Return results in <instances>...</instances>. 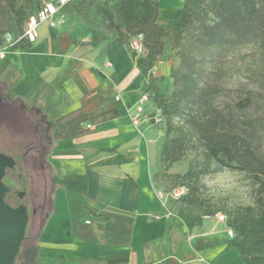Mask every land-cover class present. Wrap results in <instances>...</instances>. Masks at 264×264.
Wrapping results in <instances>:
<instances>
[{
    "label": "crops",
    "instance_id": "0c3cea01",
    "mask_svg": "<svg viewBox=\"0 0 264 264\" xmlns=\"http://www.w3.org/2000/svg\"><path fill=\"white\" fill-rule=\"evenodd\" d=\"M157 1L167 26L184 0ZM57 18L31 51L0 58V91L52 127L55 186L34 264H243L227 220L174 210L158 190L163 130L147 108L132 122L143 91L128 49L109 54L65 10Z\"/></svg>",
    "mask_w": 264,
    "mask_h": 264
},
{
    "label": "trees",
    "instance_id": "16d2710c",
    "mask_svg": "<svg viewBox=\"0 0 264 264\" xmlns=\"http://www.w3.org/2000/svg\"><path fill=\"white\" fill-rule=\"evenodd\" d=\"M41 2L28 12L27 5L18 0H0V17L7 15L17 26V31L11 30L10 23L9 28L0 26V46L6 33H23L27 19L37 12ZM71 5L79 13L94 8L107 28L116 33L118 45L116 50L107 51L109 54L123 48L133 35L144 34L146 53L131 55L141 75L142 89L149 94V102L160 110L165 125L160 169L154 178L157 182L161 173L173 181V187L186 188L178 199L181 210L197 218L194 211L201 210L202 201L196 192L202 177L213 172L214 165L245 171L256 180L255 204L240 207L228 225L234 230L232 245L243 264H264V154L258 138L262 121L251 115L254 99L245 97L221 105L219 98L225 87L205 79L207 58L255 40L264 43V0H184L179 16L167 26L158 22L157 0H72L64 10L67 12ZM167 38L178 57V65L170 74L169 96L163 93L160 77L153 72L166 50ZM15 48L31 51L25 41ZM189 154L193 156L184 172H170L174 163ZM15 159L17 164L21 160ZM46 196L47 193L45 201ZM48 214L41 207L36 240ZM203 214H214V210L207 207ZM18 255L19 252L13 264Z\"/></svg>",
    "mask_w": 264,
    "mask_h": 264
},
{
    "label": "rangeland",
    "instance_id": "374dc122",
    "mask_svg": "<svg viewBox=\"0 0 264 264\" xmlns=\"http://www.w3.org/2000/svg\"><path fill=\"white\" fill-rule=\"evenodd\" d=\"M18 1L22 5H27L26 10L30 12L36 9L41 0ZM67 16H71L75 22L83 26L87 30L86 34H91V43L95 44L101 41L106 43L108 52L116 50L118 45L116 33L107 28L106 22L96 13L94 8H88L79 13L71 5L67 10ZM9 23L11 30L17 31L16 24L11 22L7 15L0 17V26L2 28H9ZM81 33L85 34L84 29ZM51 37H54V35H51ZM124 47L128 49L130 54L133 53L129 47V41L126 42ZM5 61L1 60L0 64ZM177 65L176 50L172 47L170 39L167 38L166 50L156 63L158 67L153 68L154 74L160 77L162 91L167 96L172 91L170 74ZM205 67V79L210 83L221 84L225 87V93L219 98L221 105H226L229 102L245 97L255 100L250 111L252 116L258 117L262 121L258 138L259 147L262 154H264V43L255 40L235 49L220 52L218 56L207 58ZM142 91L144 92L143 89ZM3 95L5 94L0 91V97ZM7 98L11 106L6 107L2 114L0 113V149L8 152V149L12 148V155L21 159L11 172L15 175L20 173L21 176H18L17 181L12 180V178H3V181L12 189L8 197L9 204L13 207L20 204L26 205L29 215L26 236L21 245L16 264H33L34 255L36 254V235L40 226L39 211L45 203L46 193L45 211L50 212L51 210L55 174L49 157L50 152L44 159L46 175L43 176L40 171L34 169L32 160L27 163L22 160L23 145L34 140V137H31L32 134L34 135L32 131L33 120H38L41 123V127L48 129V131L50 130L51 133L52 127L44 123L40 112L36 113L31 110V114L28 117L20 101L9 96ZM146 108L150 121L154 123L152 117L157 108L150 102L147 103ZM4 123L7 126L2 127ZM155 125L163 130L162 135L164 137V122ZM192 156V154H189L187 158L174 164L173 171L184 172ZM50 167L52 170L49 169ZM213 167L214 171L201 179L196 195L202 201V208L201 210H195L194 214L202 216L204 215L203 211L210 207L214 210V213L225 214L226 223L228 224V221L240 207L255 204L258 184L245 171L218 168L217 165ZM156 186L164 195L168 207L174 210L180 209L181 202L178 199L186 193V188L181 186L173 187V181L163 178L161 173L157 177ZM17 191L24 192V196L19 197L16 193ZM175 192H178V194L176 195ZM24 259H26L25 263L23 262Z\"/></svg>",
    "mask_w": 264,
    "mask_h": 264
},
{
    "label": "built area",
    "instance_id": "2783aa9c",
    "mask_svg": "<svg viewBox=\"0 0 264 264\" xmlns=\"http://www.w3.org/2000/svg\"><path fill=\"white\" fill-rule=\"evenodd\" d=\"M72 0H42L36 13L29 16L25 23L23 33L15 36L12 33H6L4 36V42L0 46V58H4L10 51L17 49L15 46L20 41H25L30 45L37 43L40 37V27L44 23H48L51 28H55L59 24V15L63 10L65 5H67ZM129 47L136 55V57L144 55L146 53V47L144 45V34L137 33L133 35L129 40ZM111 64V63H110ZM149 102V94L147 92H142L136 102L135 110L132 115V122L134 125L138 126L141 123L142 115L145 112L146 105ZM154 124H159L163 122V117L159 109L156 110L153 117ZM177 195L178 192H175ZM206 218H216L218 221H226V215L223 213L206 214ZM231 237H234V230L232 228L228 229Z\"/></svg>",
    "mask_w": 264,
    "mask_h": 264
},
{
    "label": "water",
    "instance_id": "95a60500",
    "mask_svg": "<svg viewBox=\"0 0 264 264\" xmlns=\"http://www.w3.org/2000/svg\"><path fill=\"white\" fill-rule=\"evenodd\" d=\"M15 160L0 152V264H13L26 236L28 210L26 205L11 206L5 203L9 190L3 182L6 168H13ZM24 192L19 196L23 197Z\"/></svg>",
    "mask_w": 264,
    "mask_h": 264
},
{
    "label": "flooded vegetation",
    "instance_id": "af4514ba",
    "mask_svg": "<svg viewBox=\"0 0 264 264\" xmlns=\"http://www.w3.org/2000/svg\"><path fill=\"white\" fill-rule=\"evenodd\" d=\"M10 106L11 105H9V101H8V98L6 95H3L2 97H0V113L1 114L3 113V111L6 107H10ZM16 108L20 109L18 107H16ZM40 124L41 123L38 120H33L32 131H33L34 135L37 134V135H39V137L35 138L32 142L23 145L24 153L22 156V160H25L24 163H27L29 160H32V163L34 165L33 166L34 169H36L37 171H40V173L43 176H45L46 175V173H45L46 163H45L44 159L46 158V155L49 153V151L52 147V141H51L50 137L46 136V129L41 127ZM5 126H7L6 123H4V125L2 127H5ZM44 136H45V138H44ZM11 149H8L9 150L8 152L0 149V152L5 153L8 156H11L15 160L14 167L13 168H6L5 175L3 178H12V180L17 181L18 176L20 177L21 174L17 173V175H15V174L11 173V171L17 166V161H16L15 157L12 155ZM28 150H31V151L29 152ZM9 152H11V153H9ZM49 169L52 170L51 167ZM7 187L9 188V190L5 196V201L8 202V197L11 194L12 189L9 185H7ZM20 192H22V191L16 192L18 196H19ZM45 203H46V201H45ZM42 208H45V204L42 205Z\"/></svg>",
    "mask_w": 264,
    "mask_h": 264
}]
</instances>
